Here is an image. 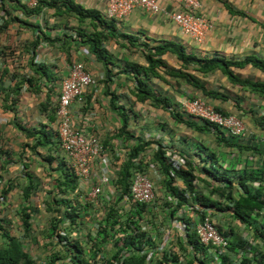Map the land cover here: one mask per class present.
Segmentation results:
<instances>
[{
  "label": "crops",
  "instance_id": "crops-1",
  "mask_svg": "<svg viewBox=\"0 0 264 264\" xmlns=\"http://www.w3.org/2000/svg\"><path fill=\"white\" fill-rule=\"evenodd\" d=\"M203 1L199 15L208 19L211 29L201 43H195L183 36L164 13L150 15L137 10L128 19L109 23L104 16L108 0H77L71 4L64 0H42L33 12L27 10L20 0H0V176L11 173L14 168L19 171L18 181L22 183L20 187L15 186L4 202L3 214L8 220L12 219L9 226L12 236L21 238L24 235L20 219H15L12 213L20 208V188L28 184L27 175L34 184L42 176L61 178L56 161L53 162L56 170L42 161L47 148L38 147L36 154L31 148L35 140L27 138L20 128L55 131L52 113L62 83L74 64L84 65L92 74L94 84L85 95L84 105H72V124L87 136L98 137L106 154L114 157L119 165L130 157L134 148L141 147L140 155L148 163L149 176L156 182L160 200L164 199L157 202V214L162 220L156 219L160 227L165 226L164 231L151 232L160 242L172 237L179 240L182 249L190 247L185 230L172 225L174 220L168 208L176 206L178 200L167 195V181L156 161L159 148L165 151L167 165L186 171L191 168V173L197 177L193 182L195 190L204 193L220 186L206 170H217V174L225 176L263 170L264 157L256 151L264 150V97L232 83L221 69L205 74L199 64L184 65L175 54L167 52L156 57L164 68L157 66L155 75L151 74L148 79L142 75L141 79L147 81L157 97L167 99L169 107L163 109L150 100L137 99L136 75L126 67L148 68L146 55L155 47L173 45L200 61L219 59L240 63L253 57L264 62V0ZM164 7L169 12L181 10L179 0H165ZM78 10H82L84 16H80ZM93 33L109 34L108 38L100 40L101 48L111 61L109 69L113 76L109 83L104 61L91 53L87 43ZM40 65L46 68L48 76L34 74L32 68ZM231 70L240 80L264 83V72L251 64L240 69L231 67ZM170 71L192 76L206 91L223 98L208 95ZM29 77L35 79L33 86L23 82L19 92L13 94L15 85L22 78ZM195 98L209 102L225 115L241 119L245 136L238 141L249 149L238 151L233 146L238 143L228 134L219 137L202 121L184 115L181 102ZM173 114H178L179 120L173 118ZM121 115L127 119L126 135H119L123 124ZM27 144L29 147H25ZM9 159H15L17 165ZM101 167L96 161L94 175H98ZM5 182L4 179L0 181V189ZM54 184H51V190ZM172 186L186 190L182 178L174 177ZM72 195L69 193L67 197L73 200ZM103 195L89 216L83 219L84 225H93L97 215L103 220L108 205L114 201L113 188L104 187ZM216 198L213 195V199ZM187 201L189 205L193 204L191 198ZM187 209L182 210L185 211L184 218L192 220L194 213ZM95 210L98 212L94 213ZM211 216L232 239L245 237L249 232L230 213L214 212ZM16 231L21 233L17 235Z\"/></svg>",
  "mask_w": 264,
  "mask_h": 264
},
{
  "label": "trees",
  "instance_id": "trees-1",
  "mask_svg": "<svg viewBox=\"0 0 264 264\" xmlns=\"http://www.w3.org/2000/svg\"><path fill=\"white\" fill-rule=\"evenodd\" d=\"M66 2L68 4H71L73 1ZM35 10L36 9L29 11L33 12ZM78 11L80 16H84L82 10ZM90 15H92V13ZM108 37V33H93L87 43L90 44L91 53L95 55L98 60L104 61L105 68L107 69V82L109 83L112 81L113 76V71L109 69L111 61L106 57L104 50L101 48L100 41L101 38L106 39ZM167 52L175 54L184 65H188L190 63L199 64L200 70L205 74L213 72L217 69H221L232 83L237 84V86L240 87L242 86L244 88H248L253 93L264 97V83L253 82L250 80H240L237 75H235L231 70V67H237V69H240L247 64H251L264 72L263 61L253 57H247L240 63L219 59L200 61L194 57L186 55L183 50L178 47H175L173 45H166L163 47H155L152 50H148V53L146 55L148 68L140 67L138 65H127L126 67L129 72L136 75L138 84L137 99L139 101L150 100L155 105H161L163 109L169 107L168 100H161V98L157 97L156 94L150 90L147 81L141 79L142 75L145 76L146 79H148L151 74L155 75V69L157 66H161L162 68H164L161 60L156 57L163 56V54ZM32 69L35 75L48 76L47 71H45L46 68L42 65ZM170 73L177 77H184L188 83L192 84L196 88L203 89L208 95L212 97L219 96L223 98V96L206 91L204 86L190 75L172 71H170ZM22 79L20 83L15 85L14 89L12 90L13 94L19 92V90L21 89L20 85H22L23 82H25L29 86H33L35 80L32 77H29L28 79ZM36 91H38V89H36ZM52 116L55 120L53 113ZM121 116L123 118V124L119 130V135H126L127 119L124 117V115ZM178 116V114H173V118H175L176 120H179ZM203 123L207 125L208 128H210L208 123ZM189 125L190 124L187 123V126ZM20 130L26 134L27 138L35 140L31 148L35 151L36 154H38V147L47 148L48 154L44 156L42 155V161L44 164H47L51 167L53 162L59 159L61 149L55 139L54 132L52 133L45 128L39 130H29L21 127ZM215 133L217 136L223 137L222 135L224 132L217 129ZM230 137L236 140V142L239 144L233 145L238 151L243 152L249 149L247 146H242L241 142H239L236 137ZM223 140L226 141V139ZM226 142L231 146L229 141ZM25 147H29V145L27 144L25 145ZM140 150L141 147L134 148L132 150L130 157L124 164L117 177L116 185L119 186L123 195L128 193L130 177L134 168L133 161L134 159L139 158L141 152ZM256 152L264 157V150H257ZM156 161L158 162L160 169L163 170L162 172L167 181V195L178 200L177 205L170 209V217L174 218L177 213L179 211H182L185 207L189 208L190 211L201 217L205 214L206 210H211L213 213H230L231 216L236 219V221L239 222L242 226L253 231L255 233L256 239L264 242V162L263 170H261L260 172L244 171L243 173L238 175L229 174L225 176L217 174V170H206L207 175L216 183L220 184V186L218 185L216 187L208 189L204 193L198 189L195 190L193 182L195 179H197V177H195L191 173V168L186 171L185 168L176 169L170 164L167 165L165 151L163 149L159 148L156 154ZM58 170L60 172V176L62 175V177L58 178V181L55 182L53 191L56 190L59 199H56L54 197L55 199H52L51 204L46 202L45 205H47V209H52L53 205L63 206L64 211L63 213H61V217L55 216L50 219V227L48 228L47 233V236H49L48 238L56 240L57 243L62 246L63 250L59 253H56L55 255H51L49 262L44 264H97L94 261L95 257L103 253V248L105 247L103 246V244L105 245L106 243H108V241L110 242L115 239V230L117 225L121 226V229L117 230V233H128V236H126L123 241H121V239H118L117 244L119 245V243L122 242L124 245L122 247V250L126 249L129 253L127 256L123 257L120 260L118 257L120 251L116 250L110 257L104 258L105 264H148L146 261V256L144 254H141L140 251L144 250L145 247L153 246L154 243L150 241L146 233L141 232L137 235H132L131 233H129L128 231L132 227L131 224L137 225L138 221H132L131 223L128 222V219H130L128 218L126 222L120 223L122 216L118 215L117 211L112 207H110L109 211L107 212L106 218H103V220H101V230H98L95 238H92L90 233L85 235L84 238L87 240V243H83V240H81L80 238L73 239L70 235H67L68 230L64 229L62 226L68 224L69 226H73L76 228L80 227V230H82L84 225L83 219L87 217V213L90 207L79 203L77 200H71L67 197L69 193H74L76 191L77 180L71 173V169L64 161L59 163ZM27 177L28 184L25 187L21 188L20 208L13 215L16 219H20L24 235L22 238L12 236L9 233V226L12 223V219L8 220L6 215L1 216L0 264H37L35 259H33V257L26 249L25 243L23 241V239L25 240L27 238H30L32 234V224L30 222L31 216L32 214L36 213L37 210L29 202V199L35 189V184L33 183L30 175H27ZM174 177L182 178L183 180H185V191L179 190L178 188L172 186ZM2 180L3 177L0 176V181ZM10 182L11 181H9L8 184H6V182L4 184V187H2V189L0 190V203L7 200L8 195L16 186L14 183L12 184ZM254 183H257L258 185H252ZM53 191L50 194H56ZM213 195L217 196V198L213 199ZM187 198H191V201L193 202L192 205H189ZM91 210H93V208ZM56 212L59 213L60 210L57 209ZM131 218L134 219V217ZM183 221L186 222L189 226L192 223L191 220L187 218H184ZM188 239L190 245L193 246L192 248L196 252H200V254L205 253L203 246L199 243L194 234L188 233ZM91 243L93 244V246L91 245ZM84 244L87 246L89 244V246L91 245V247L85 248ZM234 247H237L235 243L234 246L231 247V250H233ZM247 262L244 261L243 264H246ZM258 263L263 264V260L259 259ZM188 264L193 263L191 261Z\"/></svg>",
  "mask_w": 264,
  "mask_h": 264
},
{
  "label": "built area",
  "instance_id": "built-area-1",
  "mask_svg": "<svg viewBox=\"0 0 264 264\" xmlns=\"http://www.w3.org/2000/svg\"><path fill=\"white\" fill-rule=\"evenodd\" d=\"M41 1L20 0L28 10L36 9ZM65 1L74 2L77 0ZM164 3L165 0H108L104 11L105 20L120 22L128 19L137 10L150 15L164 13L175 23L183 36L190 38L195 43H201L205 39L207 32L211 29V23L206 17L199 15L204 5L203 0H179L181 10L176 12L167 11ZM70 70L69 76L62 83L53 115L56 125L55 139L61 152L65 155V161H63L77 180V189L72 193L73 200L94 208L100 202L99 198L104 193V187L111 186L114 201L108 205L107 212L110 207L114 208L118 215L122 216L120 223L126 222L128 218H130L128 222L131 223L134 220L138 221L137 225L131 224L132 227L128 232L132 235L146 233L150 241L154 243L153 246L145 247L140 251L146 256L148 264H188L191 261L193 264H243L244 261H248L246 264H259V259H262L264 264V242L256 239L255 233L251 230L246 236L244 235L245 237L232 239L230 234H226L220 229L211 216L213 213L211 210H206L202 217L194 214L190 226L183 221L185 211H179L175 217L179 218L178 215H180L179 219L181 220L173 218L174 222L172 223V225L181 227L182 231L185 230V238L188 243V233L194 234L203 246L204 254L196 252L190 243V247L186 250L181 248L178 239L171 237L170 240L160 242L159 239L152 236V231H164L165 226L160 229L154 222L156 221L157 202L160 197L156 184L149 176L148 163L144 161L142 155L134 159L128 193L123 195L119 186L116 185V181L128 159L120 165L117 164L114 157L106 154L104 145L98 137L87 136L72 124V105H84L85 95L93 86L94 81L90 71L86 70L82 64H74ZM180 107L184 115L208 123L213 133L218 129L238 140L245 136V127L241 119L235 115L223 114L201 98L185 100L181 102ZM96 161L102 165L98 175H94ZM173 207H169L168 210ZM187 210L190 211L189 208ZM107 212L104 218H106ZM98 228L101 230L100 224ZM119 229L121 226L117 225L116 242L118 239L123 241L128 236V233H117ZM234 243L237 247L231 250ZM123 246V243L120 242L117 247V250L120 251L118 256L120 260L129 253L126 249L122 250ZM94 261L97 264H105V259L100 254L95 257Z\"/></svg>",
  "mask_w": 264,
  "mask_h": 264
},
{
  "label": "rangeland",
  "instance_id": "rangeland-1",
  "mask_svg": "<svg viewBox=\"0 0 264 264\" xmlns=\"http://www.w3.org/2000/svg\"><path fill=\"white\" fill-rule=\"evenodd\" d=\"M47 154L48 153H45L44 155H47ZM21 159H22V161H24V160L27 161L26 158H21ZM13 160H15V159H13ZM13 160L9 159L10 162L15 163V161H13ZM63 160L65 161V155H64V153L61 152L59 154V159H57L56 162L61 163ZM13 164H11L12 167H13ZM16 165H14V166H16ZM55 166H56V163L52 164L51 167L54 170H56L57 168H55ZM11 170H12L11 173L5 172V174L2 175L4 182L6 181L7 183L6 182L5 183L8 184V182L11 181L10 183H12V184L14 183L15 185H17L16 187H20L22 185V183H19L18 176H17L19 171L15 170L14 168H12ZM53 171L52 172L50 171V172L52 175H55V173ZM23 172H24V170H21V173H23ZM57 176H59V175H57ZM47 177L48 178L42 176L39 179V181L36 182L35 189L32 193L31 198H30V204L32 203L34 208L37 209V212L32 214L31 221H30L32 224V231L34 232V235L30 236V238H27L25 240L23 239L26 249L28 250L30 255L33 257V259H35L37 264L48 263L50 258H51V255H55L56 253H59L63 250L62 246L59 243H57L56 240L50 239V238H48L49 236H47L48 228L50 227V222H49L50 219H52V217H55V216L61 217V213H63V211H64L63 206H61V205L60 206L53 205L52 209H47V207H46L47 205H45L46 202L51 204L52 199H55V198L59 199V196H57L56 190L55 191L51 190V184L55 183L58 180L56 178H54L55 176L54 177L47 176ZM60 177H62V175ZM7 178H9V179H7ZM48 187L50 188V190L48 189ZM52 191L56 194H50ZM102 197H104V195ZM102 197L99 198V201H101ZM159 201L163 202L164 199L161 198V200H159ZM121 206L124 209H127L124 205H121ZM4 207H5L4 202L0 203V219H2L1 216L5 215V214H3ZM87 207H90V209L87 213L88 214L87 217H88L89 212L91 211L92 207H91V205L90 206L87 205ZM57 209L60 210L59 213L56 212ZM97 212H98V210L94 211V213H97ZM12 215H14V213H12ZM99 217L100 216H98V215L95 217L98 219L94 220L93 225H90V226L89 225L88 226L83 225L82 230H80V227L76 228L73 226H69L68 224H66L62 227L64 229L68 230L67 235H70L73 239L80 238L81 240H83V243H87V240L84 238L85 235L90 233L92 238H95V236L97 235V232L99 230V228H98L99 227ZM155 217H156V219H160L159 214L155 213ZM178 217L180 218V215H178ZM174 218L179 219L176 217H174ZM160 220H162V219H160ZM179 220H181V219H179ZM134 221H136V220H134ZM154 222L158 225L157 227H160L159 222H156V221H154ZM165 225H167V224H165ZM163 227L164 226L161 225L160 229H163ZM246 231H249V229L246 228ZM20 233L21 232L16 231L17 235ZM91 245L93 246L92 243H91ZM91 245L89 246V244H88V246H87L84 244L85 248L86 247L90 248ZM103 246H105V247L103 248V253H101L100 255L103 256L104 258H107V257H110L117 250L118 244H117L116 240L113 239L110 242L108 241V243H106L105 245L103 244Z\"/></svg>",
  "mask_w": 264,
  "mask_h": 264
}]
</instances>
